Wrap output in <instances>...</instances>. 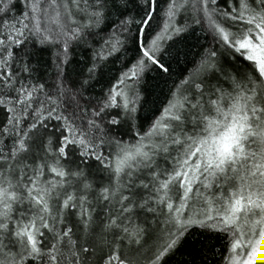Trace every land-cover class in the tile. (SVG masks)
Instances as JSON below:
<instances>
[{"label": "trees", "instance_id": "trees-1", "mask_svg": "<svg viewBox=\"0 0 264 264\" xmlns=\"http://www.w3.org/2000/svg\"><path fill=\"white\" fill-rule=\"evenodd\" d=\"M262 18L264 0H0V264H227L235 228L168 203L192 148L125 163L152 136L264 122L237 47Z\"/></svg>", "mask_w": 264, "mask_h": 264}, {"label": "rangeland", "instance_id": "rangeland-1", "mask_svg": "<svg viewBox=\"0 0 264 264\" xmlns=\"http://www.w3.org/2000/svg\"><path fill=\"white\" fill-rule=\"evenodd\" d=\"M237 47L255 61L264 76V18L253 21L251 32L237 40ZM260 119L225 121L212 132L191 139L167 142L152 136L142 148L129 153L125 163L137 170L155 157L151 155L154 148L172 144L192 148L176 175L183 193L168 203L178 201L173 214L179 225L235 228L227 264H255L264 255V122ZM29 232L26 236L32 241Z\"/></svg>", "mask_w": 264, "mask_h": 264}]
</instances>
